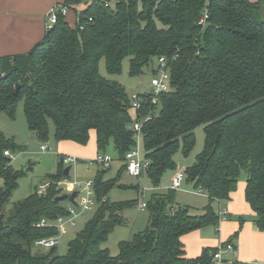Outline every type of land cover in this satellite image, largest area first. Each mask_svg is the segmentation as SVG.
Instances as JSON below:
<instances>
[{"label":"trees","instance_id":"trees-1","mask_svg":"<svg viewBox=\"0 0 264 264\" xmlns=\"http://www.w3.org/2000/svg\"><path fill=\"white\" fill-rule=\"evenodd\" d=\"M82 1L65 4L77 11L74 6ZM85 1L75 25L60 16L30 51L1 59L0 110L14 115L23 100L29 129L41 142L48 141L51 122L58 141L87 144L95 130L98 150L113 141L126 168L125 155L136 143L133 124L141 120L145 158L150 161L147 171L154 184L176 167L174 155L181 144L186 154L193 149L195 129L204 124L205 147L184 171L186 179L204 191L208 203L197 214L188 206L174 205L176 189L157 194L152 212L157 228L136 233L113 255L104 243L123 224L124 203L108 198L114 180L99 181L94 183L96 214L70 241L68 252L56 254V247L33 252L37 239L58 234L55 226L37 223L43 218L54 223L68 214L63 200H57L63 192L59 183L67 175L62 167L51 176L46 192L37 189L7 211L26 171L13 168L5 151L16 146L0 131V264H213L217 247L188 257L181 238L194 229L218 225L220 215L213 203L230 199L242 171L247 172L246 200L264 231L263 4ZM205 11L208 18L201 23ZM126 57L131 75L143 72L153 58L168 59L171 87L159 94L157 104L148 100L134 110L126 88L100 73L102 58L110 73H118ZM235 264L241 263L237 259Z\"/></svg>","mask_w":264,"mask_h":264},{"label":"rangeland","instance_id":"rangeland-1","mask_svg":"<svg viewBox=\"0 0 264 264\" xmlns=\"http://www.w3.org/2000/svg\"><path fill=\"white\" fill-rule=\"evenodd\" d=\"M80 4V7H85L87 2L84 0ZM157 66L158 59L153 58L150 64L143 68V72L138 75H131L130 57H126L123 60L122 69L118 73H110L108 71L105 58H102L99 64L102 76L122 84L130 96L133 93L144 94L152 91L151 80ZM1 76L4 77L5 74ZM50 125L49 138L46 141L50 149L42 150L41 145L45 142L39 141L30 131L23 100L18 102L14 115L0 110V131L7 139L13 141L16 146L12 151L11 164L16 170L23 169L26 171L25 174L20 176L18 187L13 191L6 210L9 211L14 203L28 197L37 189L40 191V185L45 182L49 183L52 180L51 176L57 174L62 167L66 169L70 166L71 169L67 177L60 181L58 187L63 191L62 195L77 190L79 192L78 202L86 197L85 185L75 186L71 181L75 179L81 181L92 180L94 183H97L99 181L114 180L111 183L113 186L108 191V198L112 202L124 203L120 212L124 222L112 230L108 240L104 243V246L108 247L113 255L119 253L122 242L132 240L136 233L146 230L151 225L156 195L167 193L173 189L172 180L174 175L194 164L197 155L205 147L206 139L205 126L201 124L195 129L196 141L193 149L186 154L181 144L174 155L176 167L167 169L163 173L159 184H154L148 171L142 172L139 176L129 173L127 168L124 167L125 162L120 159L113 141H111L106 149L98 152L100 154H107L112 158L111 165L107 168L101 163L93 161L92 157H78L76 162L60 164L61 155L57 146L58 140L54 134V124L51 122ZM137 143L141 158H145L143 138H138ZM242 175L247 176V172L243 171ZM198 190L185 177L181 187L175 191L174 205L176 207L188 206L194 213H203L204 206L208 203V198L205 194L199 193ZM93 197L95 201L92 210H88L83 215L78 216L75 225H66V231L60 233V244L56 247V254H66L70 241L75 238L78 232L84 229L86 223L96 214L99 203L95 187ZM62 202L66 210L73 206V203L68 199ZM142 202H145L148 207L143 209L141 207ZM32 250L33 252L49 251L35 245L32 247Z\"/></svg>","mask_w":264,"mask_h":264},{"label":"crops","instance_id":"crops-1","mask_svg":"<svg viewBox=\"0 0 264 264\" xmlns=\"http://www.w3.org/2000/svg\"><path fill=\"white\" fill-rule=\"evenodd\" d=\"M66 1L71 0H0V68L3 57L26 53L44 37L49 11ZM252 1H260L264 7V0ZM80 6L81 4H77L74 7L80 11L87 5ZM77 11L71 8L67 15V21L72 26L76 24ZM57 146L60 155L95 159L99 154L95 130L91 131L87 144L60 140ZM242 173L237 190L231 193L230 199L216 200L213 203L220 215L218 225H206L182 236L188 257L198 256L205 248L218 247L238 233L234 238L238 261L241 264H264V231L259 229L255 212L246 200L247 176ZM240 216L245 219L241 220Z\"/></svg>","mask_w":264,"mask_h":264},{"label":"built area","instance_id":"built-area-1","mask_svg":"<svg viewBox=\"0 0 264 264\" xmlns=\"http://www.w3.org/2000/svg\"><path fill=\"white\" fill-rule=\"evenodd\" d=\"M71 11V7L65 3L57 4L53 7L47 18L46 30H50L54 25L59 21L60 16L66 17ZM208 18L207 11H205L201 23H205V20ZM78 20V17H77ZM92 21V17L89 18ZM83 26H81L82 28ZM157 73H155L151 80L152 91L147 93H133L131 98L132 107L134 110L138 111L142 108L143 103L151 100L153 104H157L159 101V94L170 90L171 87V74L168 59L166 57H160L158 60V66L156 68ZM133 129L135 133L136 143L132 149H130L125 155V161L127 164V170L130 174L134 176H139L142 172L147 171L150 167V161L146 158H141L139 151V145L137 143L138 138H142V123L141 120H135L133 124ZM42 150L50 149V146L47 143L41 145ZM5 154L9 157H12V152L6 150ZM62 160L64 163L76 162L78 157L73 155H63ZM93 161L101 163L105 168L111 165L112 158L107 154H98ZM186 173L184 170L177 172L172 180L173 189H179L182 185ZM75 186L85 185L86 197L83 198L80 202L77 201L79 193L76 197V202L73 203V206L68 209V214L65 216H59L56 222H49L46 218H43L37 227L44 226H55L58 229V234H54L48 237H42L35 241L34 245L36 247H42L45 249H52L57 247L60 244V233L66 231V225H75L76 219L78 216L83 215L86 211L92 210L94 205V182L92 180L81 181L75 179L71 181ZM50 182H45L40 185L39 189L42 192H46ZM199 193L204 194L202 189L198 190ZM141 207L144 209L148 207L145 202H142ZM237 261V243L234 238L230 239L228 242H223L218 245L217 251L214 254L213 264H235Z\"/></svg>","mask_w":264,"mask_h":264},{"label":"water","instance_id":"water-1","mask_svg":"<svg viewBox=\"0 0 264 264\" xmlns=\"http://www.w3.org/2000/svg\"><path fill=\"white\" fill-rule=\"evenodd\" d=\"M19 87H20V84L17 85V89H19ZM70 169H71L70 166L67 167V168L65 169V174H66V175L69 174ZM78 193H79V192H78L77 190H75V191H73V192L70 193V194L59 195V196L57 197V200H66V199H68V200H70L72 203H75V202H76V197H77ZM150 226H151L152 228H157V226H158V218H157V217H155V218L153 219V221L151 222V225H150ZM40 254H41V252H40Z\"/></svg>","mask_w":264,"mask_h":264}]
</instances>
